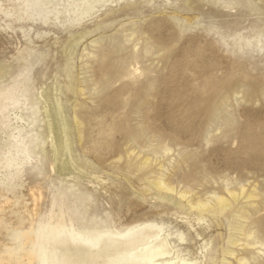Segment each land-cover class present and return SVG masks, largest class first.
Listing matches in <instances>:
<instances>
[{"label":"rangeland","instance_id":"rangeland-1","mask_svg":"<svg viewBox=\"0 0 264 264\" xmlns=\"http://www.w3.org/2000/svg\"><path fill=\"white\" fill-rule=\"evenodd\" d=\"M92 2L0 0V264L147 223L128 256L264 264V0Z\"/></svg>","mask_w":264,"mask_h":264},{"label":"bare ground","instance_id":"bare-ground-1","mask_svg":"<svg viewBox=\"0 0 264 264\" xmlns=\"http://www.w3.org/2000/svg\"><path fill=\"white\" fill-rule=\"evenodd\" d=\"M23 1L17 0V3L19 2V5H21V4H23ZM92 1H94V3H95V0H92ZM92 1H90L91 2L90 3L88 0H85V2L87 3L86 7H81L80 12L81 13L86 12V11L89 12L91 9V6L93 4ZM11 5H15V4H11ZM5 6H7V4ZM93 6H94V4H93ZM11 8H12V6H11ZM22 11H25V10L23 9ZM73 11L74 10H72L71 12H73ZM76 12H77V10H76ZM22 13L21 14L18 13L17 17L21 18V17L26 16L25 13H23V14ZM79 14L80 13H78L77 15H79ZM131 131H129V133ZM132 136L134 137V135H132ZM164 181H166V180H164ZM164 181L163 180L159 181V179H158V183H157V180H155V183H157L158 186L164 185L165 188H171L172 189L171 184H166L167 182L165 183ZM232 193H234V192L231 191V194ZM186 194H187V192L182 193V195H185V196H186ZM250 196L252 197L251 194H250ZM217 198L221 203H227L228 202L224 196L220 195ZM193 205L204 209L207 207L208 204H207V201H204L201 199V200L195 201V203ZM263 223L264 222H262L260 224V226L263 225ZM263 226H261V227H263ZM262 229H264V228H262ZM158 233H159V230L153 224L147 223V224H144V225L140 226L139 228L131 231L130 233H128L127 235H124V236L114 237L111 235H106V236L98 239L99 240V246L93 245L90 241L82 239L83 237H80V236H76L75 238H72L68 233H63V234L55 237L53 239V241H54L55 247H56L57 258L59 259L61 264H152V262L150 261V258H149V257H151L149 251H147V253H146L147 256H146V254H143L145 251L143 252L141 250H138V252L136 254H134L132 257L128 256L127 252L130 251L133 247H137L139 245H146V244L150 243L149 241L152 238H156L157 240H156V242L154 241L155 242L154 244L150 243L149 244L150 248H148V249L160 247L164 251L161 253L167 252L168 250H165V247H167V245L169 244L168 238L166 236H157ZM257 244H260V243H257ZM154 253H155V251H154ZM172 256H173V254H172ZM239 260L243 264H245L249 261V259L247 260V258H240ZM2 262H3V264H10L9 263L10 258L5 257V258H3ZM162 264H190V263L183 261L177 257L176 259H171L170 261L164 262Z\"/></svg>","mask_w":264,"mask_h":264}]
</instances>
